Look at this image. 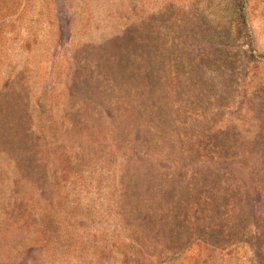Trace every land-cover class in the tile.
I'll list each match as a JSON object with an SVG mask.
<instances>
[{
  "label": "rangeland",
  "instance_id": "obj_1",
  "mask_svg": "<svg viewBox=\"0 0 264 264\" xmlns=\"http://www.w3.org/2000/svg\"><path fill=\"white\" fill-rule=\"evenodd\" d=\"M0 264H264V0H0Z\"/></svg>",
  "mask_w": 264,
  "mask_h": 264
}]
</instances>
